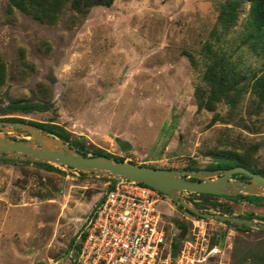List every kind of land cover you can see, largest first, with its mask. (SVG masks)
<instances>
[{"label":"rangeland","instance_id":"obj_1","mask_svg":"<svg viewBox=\"0 0 264 264\" xmlns=\"http://www.w3.org/2000/svg\"><path fill=\"white\" fill-rule=\"evenodd\" d=\"M223 1L113 0L79 13L61 0L50 22L0 0V117L58 124L84 148L136 163L206 168L231 155L264 172V99L254 91L264 54L239 37L250 0L240 1L223 46L246 72L239 101L214 96L216 83L206 75L202 47ZM17 100L41 108L12 110ZM56 167L0 158V264H46L62 255L105 190L104 178ZM217 200L233 214L258 221L264 214V200ZM169 203L171 227L188 231L186 216L195 215ZM209 219L226 240L202 264H264L263 229Z\"/></svg>","mask_w":264,"mask_h":264},{"label":"built area","instance_id":"obj_2","mask_svg":"<svg viewBox=\"0 0 264 264\" xmlns=\"http://www.w3.org/2000/svg\"><path fill=\"white\" fill-rule=\"evenodd\" d=\"M105 180L73 243L46 264H202L224 248L219 224L208 217L186 216L188 231L182 233L166 218L169 195L127 178Z\"/></svg>","mask_w":264,"mask_h":264},{"label":"water","instance_id":"obj_3","mask_svg":"<svg viewBox=\"0 0 264 264\" xmlns=\"http://www.w3.org/2000/svg\"><path fill=\"white\" fill-rule=\"evenodd\" d=\"M0 158L44 162L75 174L127 178L157 188L183 207L208 218L263 229L264 220L200 208L185 193L264 196V175L243 165L224 168H166L116 159L97 152L83 154L72 142L36 124L0 119ZM240 172L246 177H236Z\"/></svg>","mask_w":264,"mask_h":264},{"label":"trees","instance_id":"obj_4","mask_svg":"<svg viewBox=\"0 0 264 264\" xmlns=\"http://www.w3.org/2000/svg\"><path fill=\"white\" fill-rule=\"evenodd\" d=\"M113 0H68L71 10L86 13L89 6L94 4H110ZM241 0H225L220 4V10L217 15V19L213 29L210 31L205 43L202 47V53L210 58V64L207 66V77L209 76L212 79V82L216 83V86H213V94L216 96L217 94H225V100L230 104L234 105L239 101V96L244 91V86L239 85V82L243 79H246V72L240 69L237 66V62L232 59L231 53H229L228 49L224 46V42L226 40L227 33L233 28L236 22V17L238 14V7ZM61 0H10L8 7L16 4L23 9L34 11L35 14L40 15L41 17L47 18L50 22L55 21L56 18V6L60 3ZM250 11L247 18L244 20L242 28L240 29V39L242 44L247 45L249 48L256 52H260L264 54V0H250ZM238 34V35H239ZM1 77V72H0ZM233 82L234 86L231 85ZM254 91L255 94L264 99V73L261 74L254 81ZM232 95V96H230ZM210 99V97H209ZM41 104L38 101H29V100H17L13 103L12 110H18L22 112H31L35 109H40ZM0 119H9V120H20L27 121L37 126L41 127L43 130H47L48 132L62 137L64 140L72 142L77 149H82L83 154L87 153H99L103 155H107L111 158L116 159H124L123 156H114L110 152L102 149L95 148L93 150H88L84 148L83 143L80 140H70L67 130H65L62 126H57L58 124H53L51 122H39L36 120L25 119L19 116H7L0 117ZM15 160V159H10ZM26 162H35L30 160H24ZM134 162V161H133ZM37 164H43L48 167L57 168L56 166L44 163V162H35ZM234 165H243L248 167L251 170L260 172L264 175V172L260 171L256 167L250 165L242 158H235L231 155H221L218 156L215 162H211L206 165L208 169L214 168H224L230 167ZM185 168H199L193 163H189L185 166ZM240 175L243 178L244 173H235L234 176ZM237 177V176H236ZM103 178V177H101ZM106 179V178H104ZM194 194L196 200L193 202L199 206L200 208L208 210L210 206L217 207L219 211L223 213L233 214L232 207L225 202L217 200V197L222 196L227 199H240L244 198L250 203L258 204L261 200H264V196L253 195V194H237V195H223L217 193H206V192H190ZM171 200H173L171 198ZM183 207L181 204H179ZM187 211L194 215L201 216L193 212L190 209L185 208ZM238 216H246L249 218H254L252 214H237ZM259 220H264V214H257L255 216ZM226 223L230 225H235L242 227L244 229H250L246 225H238L233 222L224 220ZM262 230V229H259ZM73 240L69 243V246L73 243ZM177 242L174 241V246H176Z\"/></svg>","mask_w":264,"mask_h":264}]
</instances>
